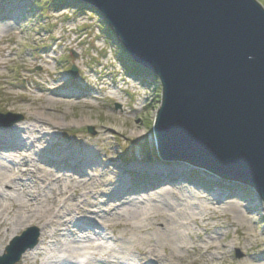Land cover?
<instances>
[{
  "label": "rangeland",
  "instance_id": "374dc122",
  "mask_svg": "<svg viewBox=\"0 0 264 264\" xmlns=\"http://www.w3.org/2000/svg\"><path fill=\"white\" fill-rule=\"evenodd\" d=\"M256 1L264 7V0ZM74 2L0 0V132L14 135L0 138V162L9 166L4 175L48 197L51 179L59 176L61 186L75 195L74 205L64 216L54 204L51 214L61 218L60 222L72 216L79 222L80 208L96 211L99 225L91 228L99 231L110 226L105 231L114 249L110 261L264 264V202L260 196L247 185L224 184L225 180L207 174L214 180L195 178L179 169L184 166L181 163L161 159L153 132L162 101L161 84L154 81L158 78L149 71H136L102 14ZM73 66L75 76L70 72ZM8 114L23 120L5 127L4 121L12 118ZM76 163L84 168L79 170L73 166ZM173 165L178 166L176 175L157 170ZM37 169L43 170L38 174ZM119 172L127 179L113 175ZM161 173L166 177L158 183L155 175ZM46 174L50 180L34 189L38 176ZM177 175H183L181 180H201L208 188L186 186L176 180ZM67 177L93 181L92 191V184L72 186ZM122 189L127 194L123 198L118 194ZM9 190L7 196L12 195ZM27 194L28 204L35 203V194ZM132 205L140 210L124 212ZM4 207L0 252L31 228L42 230L35 220L17 224L13 220L19 213L17 207L8 202ZM92 244L87 249L96 254L82 264H105L108 255L99 254ZM41 254L29 263L44 264ZM24 260L17 264H25Z\"/></svg>",
  "mask_w": 264,
  "mask_h": 264
},
{
  "label": "water",
  "instance_id": "95a60500",
  "mask_svg": "<svg viewBox=\"0 0 264 264\" xmlns=\"http://www.w3.org/2000/svg\"><path fill=\"white\" fill-rule=\"evenodd\" d=\"M82 1L160 80L153 132L161 159L247 185L264 202V7L256 0ZM13 115L5 127L23 120ZM37 237L31 229L13 239L0 264L17 263Z\"/></svg>",
  "mask_w": 264,
  "mask_h": 264
},
{
  "label": "bare ground",
  "instance_id": "6f19581e",
  "mask_svg": "<svg viewBox=\"0 0 264 264\" xmlns=\"http://www.w3.org/2000/svg\"><path fill=\"white\" fill-rule=\"evenodd\" d=\"M6 134H7V136H10V137L14 136L13 133H11V132H6L5 135H3L2 132H0V138L2 137V135L6 136ZM1 163L2 162H0V183L2 182L4 184H3L2 189H0V216L4 212H7V208L4 207V204L8 202L10 205L14 204L17 207V210L19 213L17 215V218L13 219L17 224H19L21 222L30 223L29 222L30 220H35V224H41V228H42V230L40 232V237H39L40 238V242H39L40 245L38 244L36 247L29 249L25 254H23L22 259H25L24 260L25 264H30L29 260H31V259L34 260L38 256H41L42 255L41 253L44 254L43 258H42V262H41L44 264H65L64 263L65 260L69 261L71 264H82V262L88 261V259H87L88 256L93 257L96 254V253H93L87 249V246H89L92 243H94V245L92 244L91 246L93 247V249L95 251H98L99 254L102 253V254L108 255V259H106V261H104L105 264H113V263L123 264L120 261L114 262V261L109 260L110 258L114 257V256H112L113 251H114L113 245L107 243V240H108L107 235L108 234L105 233V231L108 228H110V226H106L103 229H100L99 231H98V229L93 230L91 228V225H93V226L99 225L98 219H96L97 214H98L96 211H95V213H92L88 209L80 208L82 210L83 216L81 217L79 222L74 221V219H75L74 216H72V218H69L67 220H63L62 222H60L61 218L56 217V216L51 214L52 213L51 212L52 206L54 204L57 207H59L58 211H60L62 213V215H64V216L69 215V206L74 205V203H72L71 201L74 200L75 195L68 194L67 187L61 186V178L59 176L51 179L53 186L51 185V187H50V189L52 188L51 189L52 191L50 192V195H49L50 197H48V195L43 196V195H41L40 192H37V191L33 192L32 190H30L29 185L23 184L21 180H18V182H19V184H18L16 179H14V178L11 179V177H8V175H4V173L6 171H8L9 166L8 167L3 166V165H1ZM15 163H14V165H15ZM46 165L48 166V164H46ZM50 165H54V164L50 162ZM73 166H76L79 170L84 168V166L81 165L80 163H76ZM118 168H120V167H118ZM121 169H118V171H120ZM155 169H157V168L155 167ZM179 169L182 171H185L191 175L198 174L200 177H202L204 179L212 180V179L208 178L207 176H205L204 174H199L198 169H196V171H195V170H193L187 166H181ZM37 170H38V174H39V171L43 170V169H40V170L37 169ZM157 170L162 171V173L166 172L167 173L166 175H176L175 173H177L176 171H178V166L173 165V166H171V167L169 166L167 168L160 167ZM109 171H111V170H108V172ZM118 171H114V172H118ZM32 172H33L32 174H34L36 172V170H34ZM119 173H116V174L113 173V175H115L117 177L119 176L123 180L127 179V178H125L126 176H125L124 172L123 173L119 172ZM162 173L159 175H155V177L157 178L156 182H158V183L162 182L160 179L162 177L163 178L166 177L165 174H162ZM149 174H154V173H150V171H149ZM103 175H104V173H101L102 177H103ZM181 176H183V175H180V176L177 175L176 180L180 181L181 179L184 178ZM32 177H34V175H32ZM48 177H50V174H46L45 176L41 175L40 177L38 176V182L37 183L34 182L33 188L36 189L37 188L36 186L41 185V182H44L46 180L49 181L50 179ZM153 179H155V178H153ZM67 180L71 183L72 186H75V185L80 184L82 182H84V184H92V185H90L89 190L93 189V183H94L93 181L85 180L83 178H79V179L75 180L72 177L68 178ZM167 180H172V178H167ZM183 181L186 183V186L189 185L191 187H196L195 185L191 184L188 180L184 179ZM121 182H123V181H121ZM98 186L99 185H97V187ZM25 187H26V189H25ZM164 187H170V185L164 186ZM9 188L12 191V195L7 196L6 194L9 190ZM202 188L206 189L207 186H202ZM25 190H27V192H25ZM55 191H57V192L55 193ZM123 192H125L124 189H122V190H120V192H118V194H119V196H121V198H123L124 196L127 195L126 193H123ZM25 193H28L27 197L30 196V193L35 194V199H36L35 203L28 204L27 199L24 198ZM86 196H87V194H83L82 197H86ZM20 200H21L20 203H16V201H20ZM64 202L65 203L69 202V204L67 205V208L63 207V206H62L63 208L60 207L61 204ZM27 207H29V211H26ZM123 210H125L124 212H127V211L132 212L134 210L138 211V210H140V207L137 205H132L131 208L129 206L127 208H124ZM112 212L113 211L110 209L107 213V216L110 217ZM24 220H27V221H24ZM109 221H111V219H109ZM50 225H55L56 228L51 229L49 227ZM57 225H58V227H57ZM111 240H113V239H111ZM113 241H115V240H113ZM61 242L64 244L62 246V248H61ZM59 249H60V251H58ZM93 249H91V250H93ZM130 254L131 253H128V255H130ZM0 255H6V253L0 252ZM220 255H222V253H220ZM32 264H35V261H32Z\"/></svg>",
  "mask_w": 264,
  "mask_h": 264
},
{
  "label": "trees",
  "instance_id": "16d2710c",
  "mask_svg": "<svg viewBox=\"0 0 264 264\" xmlns=\"http://www.w3.org/2000/svg\"><path fill=\"white\" fill-rule=\"evenodd\" d=\"M73 1H75L74 3H76V4H77V3L79 4V6H78L79 8L81 7L82 4H84L86 7H88L89 9H91V10H89V11L97 12V10H96L95 8L89 6L88 4H86V3H84V2H82V1H80V0H73ZM76 1H77V2H76ZM104 20H105V19H104ZM106 25H107V24H106ZM128 60L130 61L129 63H130L132 66L136 67V69L138 70V71H137L138 73H149V72L145 71L144 69H142V67L137 66L136 64H133V63H132V60L129 59V57H128ZM151 75H153V74H151Z\"/></svg>",
  "mask_w": 264,
  "mask_h": 264
}]
</instances>
